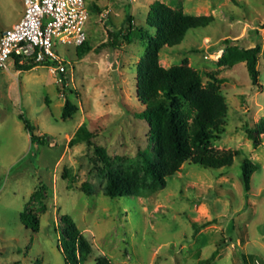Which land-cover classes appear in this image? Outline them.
Listing matches in <instances>:
<instances>
[{"label":"rangeland","instance_id":"374dc122","mask_svg":"<svg viewBox=\"0 0 264 264\" xmlns=\"http://www.w3.org/2000/svg\"><path fill=\"white\" fill-rule=\"evenodd\" d=\"M157 1L216 19L160 52L159 62L166 68H192L203 89L223 96L227 111L218 122L224 132L210 149L231 157L232 164L209 169L188 161L164 188L153 189L141 170L142 154L152 153L154 143L137 83L138 66L155 33L149 23ZM86 2L90 50L77 56L78 46L54 39L53 50L67 65L65 85L45 65L27 70L11 60L8 70L0 69V264H97L101 257L110 264H264V133L255 145L248 132L264 118V0ZM24 10V0H0V36ZM128 15L146 29L145 36L118 48L105 46L127 25ZM258 45L257 85L245 59L233 66L221 62L225 55L240 58ZM21 114L34 125L35 135L47 134L52 144L33 145ZM84 123L139 193L107 196L93 146H69ZM244 158L256 166L248 192ZM39 188L46 198L32 199ZM23 213L38 220V230L23 224ZM65 214L90 245L85 262L78 254L71 262L66 258Z\"/></svg>","mask_w":264,"mask_h":264},{"label":"trees","instance_id":"16d2710c","mask_svg":"<svg viewBox=\"0 0 264 264\" xmlns=\"http://www.w3.org/2000/svg\"><path fill=\"white\" fill-rule=\"evenodd\" d=\"M97 7H95L96 9ZM152 18L149 25L155 29V33L149 37L145 49V55L138 66L137 94L141 103L145 106L142 116L150 125V138L154 143L152 153L142 154L141 170L155 184V188H164L167 179L180 171L183 164L191 162L209 169L229 167L232 158L219 155L210 149V143L218 139L224 132L218 122V118L225 115L227 106L223 96L202 88L200 75L192 68L184 65H175L169 68L159 62V54L167 48L178 46L190 30L204 28L215 22L213 15L186 14L181 10L172 9L159 1L153 4ZM146 29L136 27L133 17L128 15L127 25L114 31L112 38L105 44L111 48H118L122 43H131L135 38H143ZM78 52L87 53L90 50L87 39L79 45ZM261 47L258 45L247 50L238 57L224 56L222 64L233 66L239 60L245 59L252 82L257 85L260 77L258 68V56ZM25 69H33L37 64L17 65ZM210 77L219 82L226 79H217L210 73ZM67 81L64 78L63 85ZM20 118L25 124V129L30 133L33 145L52 144L51 138L46 134L37 136L34 134V125L23 114ZM254 144L260 143L258 135L264 133V118L258 126L248 129ZM95 132L84 123L69 140V146L87 143L93 146L99 172L106 177V194L110 198L126 196L129 193H139L136 184H131L123 179L115 168L113 159L105 147L96 144L93 139ZM256 166L250 159L244 158L242 163V180L245 190H250L251 175ZM45 188V187H44ZM84 190L91 194L90 184H83ZM46 198L45 189L39 188L32 195V199ZM23 224L33 230L39 229V222L34 216L23 213ZM61 229L64 242V252L67 260L74 261L79 257L85 262L91 253L87 239L82 235L72 216L65 214L61 218ZM97 264H110L101 257ZM258 264H263L259 261Z\"/></svg>","mask_w":264,"mask_h":264},{"label":"built area","instance_id":"2783aa9c","mask_svg":"<svg viewBox=\"0 0 264 264\" xmlns=\"http://www.w3.org/2000/svg\"><path fill=\"white\" fill-rule=\"evenodd\" d=\"M21 19L0 36V69L17 65H45L63 83L67 65L53 50L54 39L79 46L87 39L86 0H24Z\"/></svg>","mask_w":264,"mask_h":264},{"label":"crops","instance_id":"0c3cea01","mask_svg":"<svg viewBox=\"0 0 264 264\" xmlns=\"http://www.w3.org/2000/svg\"><path fill=\"white\" fill-rule=\"evenodd\" d=\"M15 23H13L12 25H14ZM15 67H17V66H15Z\"/></svg>","mask_w":264,"mask_h":264}]
</instances>
